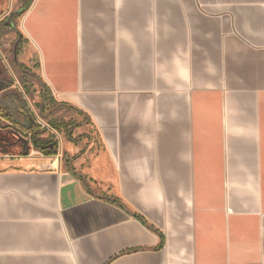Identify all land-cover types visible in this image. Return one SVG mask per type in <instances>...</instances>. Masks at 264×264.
Here are the masks:
<instances>
[{"label":"crops","instance_id":"1","mask_svg":"<svg viewBox=\"0 0 264 264\" xmlns=\"http://www.w3.org/2000/svg\"><path fill=\"white\" fill-rule=\"evenodd\" d=\"M25 7L50 100L91 136L64 164L4 149L0 264H264V0Z\"/></svg>","mask_w":264,"mask_h":264},{"label":"rangeland","instance_id":"2","mask_svg":"<svg viewBox=\"0 0 264 264\" xmlns=\"http://www.w3.org/2000/svg\"><path fill=\"white\" fill-rule=\"evenodd\" d=\"M27 3L0 0V22L6 23L5 28L0 26V155L12 147L22 157H39L35 145L55 143V155L64 164L65 157L70 161L76 149L89 145L91 132L75 111L50 100L37 70L35 50L29 42L19 44V18L13 15ZM65 147L74 150L73 156Z\"/></svg>","mask_w":264,"mask_h":264},{"label":"trees","instance_id":"3","mask_svg":"<svg viewBox=\"0 0 264 264\" xmlns=\"http://www.w3.org/2000/svg\"><path fill=\"white\" fill-rule=\"evenodd\" d=\"M25 8H26V7H25ZM24 12H25V9H22V10L16 12L13 16H14V17L16 16V17L20 18ZM0 26H1L2 28H5V27H4V26H6L5 21L0 22ZM24 42H26V40H25L23 37L20 36L19 44H20V43H24ZM36 66H37V70H38V69H39V65H38V63L36 64ZM23 70H25V69H23ZM23 70H22L21 72L24 73ZM26 73H29V72H26ZM46 93H47V95H48V92H47V91H46ZM63 106H65V105H63ZM52 129L55 130V131H57L58 133L60 132V129H59L58 127H53ZM68 140H70V136H69V139H68ZM53 147H56V144H55V143H53ZM37 148H43V149H44V148H46V147H43L42 145L39 144V145H37ZM43 149H41V150H43ZM103 197L106 198L107 200H109L110 202H112L113 204L118 205V206L124 208L123 203H122L119 199H116V198H113V197H107V196H103Z\"/></svg>","mask_w":264,"mask_h":264}]
</instances>
